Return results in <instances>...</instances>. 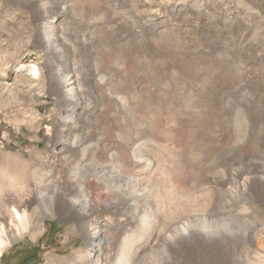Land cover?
Wrapping results in <instances>:
<instances>
[{
  "label": "rangeland",
  "instance_id": "obj_1",
  "mask_svg": "<svg viewBox=\"0 0 264 264\" xmlns=\"http://www.w3.org/2000/svg\"><path fill=\"white\" fill-rule=\"evenodd\" d=\"M89 1L105 3L108 9L105 15L110 17L106 16L109 21L106 32L103 28L90 30L92 42H82V33H78V41L73 39L66 44L58 41L56 30L61 19H57L53 24V39L60 52L51 47L46 54L48 43L40 36L45 13L39 1L0 0V50L10 48L17 53L12 57L0 56V165L6 167L18 159L32 161L39 174L54 169L52 181L69 182L70 166L66 167L65 156L71 158L72 164L80 160V154L64 142L72 130L62 127L61 115L66 108L73 107L75 121L86 124L88 135L95 133V122L102 119L101 113L113 115L109 116L112 129L103 130L100 137L101 142L112 143L116 139L115 131L123 130V122L113 109L114 98L107 83L96 78L95 73L114 67L119 61V68L127 69V73L146 76V87L150 89L147 98L152 90L159 89V98L153 104L144 100L139 90L124 95L128 97H124L125 104L138 118L147 121L154 114L159 120V113L171 104L176 115L186 116L195 124V132L183 131L180 152L190 150L193 157L197 156L195 163H187L190 179L197 180L191 169H203L207 175L199 179L195 188L174 176L178 191L187 194L195 189L197 194L213 193L218 206L230 207L232 202L227 195L230 180L216 179L214 165L222 154L234 149L250 180V210L255 216L259 212L264 214V191L258 186L264 181L261 178L264 175V0H200L199 7L194 5L197 0H76L75 6L82 7ZM68 45L80 51L85 49L80 61L94 82L91 92H85L91 103L88 112L81 108L80 98L65 100L58 77L55 78L58 72H66L73 66L74 53ZM130 50L136 58L132 65L125 60ZM138 58L140 61L136 63ZM37 65L41 70L39 78L38 67H33ZM128 66L134 68L128 70ZM158 70L168 76L161 87L153 78ZM109 79L114 78L108 76V82ZM166 94L165 105L162 96ZM125 127V132H133L132 126ZM86 184L99 188L92 198L98 214L109 215L100 199L109 203L111 194L93 177ZM65 189L68 194L76 192L75 187ZM57 213L55 217L39 219L41 234L37 237L28 233L6 248L0 255V264H47L48 258H70L91 250L92 241L82 227L86 219L70 217V207L65 201ZM254 248L258 250L257 246ZM183 264L189 263L183 261Z\"/></svg>",
  "mask_w": 264,
  "mask_h": 264
},
{
  "label": "bare ground",
  "instance_id": "obj_2",
  "mask_svg": "<svg viewBox=\"0 0 264 264\" xmlns=\"http://www.w3.org/2000/svg\"><path fill=\"white\" fill-rule=\"evenodd\" d=\"M38 1L45 13L40 36L48 43L46 54L51 47L60 52L53 39L55 20L61 19L56 30L58 41L63 40L66 44L73 39L78 41V33H82V42H92L93 38L88 35L90 30L103 28L105 31L109 22L105 15L108 9L105 3L101 4L103 1H98L100 4L89 1L82 7L75 6L76 0ZM194 5L201 6L200 0ZM69 47L74 53H71L74 55L73 66L66 72H58L55 78L58 77L65 100L80 98L81 108L88 112L91 103L85 92H91L93 78L84 72L80 61L85 49L80 51L79 48ZM134 51H128V59L124 58L127 55L123 57L129 65L136 59L130 54ZM15 54L10 48L0 50V56L12 57ZM139 61L138 58L136 63ZM115 64L95 73L96 78L107 83L106 87L114 98L113 109L123 122V130L115 131L116 139L112 143L101 142L100 137L103 130L112 129L109 116L113 115L101 113L102 119L95 122V133L92 135L85 132L83 121H75L73 107L66 108L61 115L62 127L72 130L70 135H64V142L66 146L75 147L80 154V160L72 164L71 158L65 156L66 167L70 166L69 182L64 179L52 181L54 169L44 173L42 170L39 174L32 161L18 159L6 167L0 165V255L24 235L32 233L37 237L41 234L39 219L42 216L55 217L58 207L65 201L70 207V217L86 219L87 223L82 227L92 241V248L87 252H78L75 257L48 258L47 264H56L55 261L60 264H183V261L189 264H264V214L259 212L255 216L250 210V180L234 149L222 154L214 165L216 179L221 182L230 180L227 191L232 202L230 207L218 206L213 193L197 194L195 189L187 194L178 191L173 182L174 176L195 188L207 175L203 169L196 171L190 168L193 174H197V180L190 179L187 163H195L197 156L193 157L190 150L180 152L185 136L183 131L189 132V129L195 132V124L186 116L175 114L176 109L168 104L167 94L162 96L163 102L168 105L159 113V120L154 114L147 121L138 118L125 104L128 97L124 95L141 91L139 94L144 100L146 98L153 104L159 98V89L152 90L147 98L150 89L146 87V76L127 73V69L119 68V61ZM108 76L114 79L108 82ZM166 76L162 70L154 72L157 86L161 87ZM126 124L133 127V132H125ZM229 131L227 129L226 133L230 136ZM35 157L41 159L39 154ZM90 177L111 194L109 203L99 198L109 215L100 216L94 207L92 198L99 188L96 185L87 186L86 180ZM261 178L264 180V175ZM258 186L261 192L264 191V181ZM66 187H75L76 192L68 194Z\"/></svg>",
  "mask_w": 264,
  "mask_h": 264
},
{
  "label": "built area",
  "instance_id": "obj_3",
  "mask_svg": "<svg viewBox=\"0 0 264 264\" xmlns=\"http://www.w3.org/2000/svg\"><path fill=\"white\" fill-rule=\"evenodd\" d=\"M33 67H38V78H39V75H40V67L37 65V66H33Z\"/></svg>",
  "mask_w": 264,
  "mask_h": 264
},
{
  "label": "trees",
  "instance_id": "obj_4",
  "mask_svg": "<svg viewBox=\"0 0 264 264\" xmlns=\"http://www.w3.org/2000/svg\"><path fill=\"white\" fill-rule=\"evenodd\" d=\"M34 251H36V254H38L39 252L37 251V250H35V249H33Z\"/></svg>",
  "mask_w": 264,
  "mask_h": 264
}]
</instances>
